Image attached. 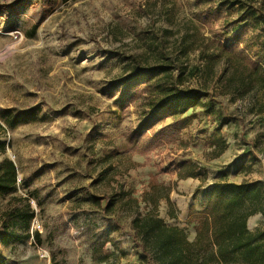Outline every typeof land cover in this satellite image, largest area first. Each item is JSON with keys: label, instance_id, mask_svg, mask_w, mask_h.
<instances>
[{"label": "rangeland", "instance_id": "1", "mask_svg": "<svg viewBox=\"0 0 264 264\" xmlns=\"http://www.w3.org/2000/svg\"><path fill=\"white\" fill-rule=\"evenodd\" d=\"M220 2L0 0V164L10 159L17 169L16 192L0 194V237L12 196L27 197L35 212L29 238L0 241V262L93 264L104 245L115 254L109 263L142 264L126 193L141 198L152 184L169 186L157 213L194 240L190 207L202 211L216 181L264 184V118L214 84L203 98L208 105L190 109L186 115L196 117L175 138L153 148L150 141L172 118L141 130L149 114L139 67L156 46L173 47L188 20L206 35L236 36L230 42L254 60L264 54V12L240 22L241 6ZM202 14L207 21L197 19ZM189 58L200 63L196 53ZM190 80L188 89H197L198 79ZM213 144L226 149L215 157ZM185 160L193 162L190 176L179 178ZM103 196L113 199L109 213L94 201ZM139 206L142 215L153 208ZM248 226L264 232V214Z\"/></svg>", "mask_w": 264, "mask_h": 264}, {"label": "trees", "instance_id": "2", "mask_svg": "<svg viewBox=\"0 0 264 264\" xmlns=\"http://www.w3.org/2000/svg\"><path fill=\"white\" fill-rule=\"evenodd\" d=\"M220 1L222 7L241 6L240 22L257 21L256 11L264 12V0ZM196 17L199 21H207L210 16ZM165 33V36L173 34L167 29ZM232 37L236 36L225 40V34L218 31L206 35L195 20H188L186 32L175 39L173 47L156 46L157 52L154 51L153 56L144 61V66L139 67L137 73L146 79L144 100L149 114L141 130L154 129L167 118L173 119L172 123L154 132L150 138L152 148L175 138L192 124L196 114L193 112L188 116L186 113L208 105L203 98L210 95L212 84L234 99L247 100L249 108L264 118V54L254 60L246 50L230 42L236 40ZM192 52L197 54L199 64L190 62ZM193 77L198 79L199 87L188 89L187 80L190 82ZM213 145L215 157L226 149L225 144L220 148ZM2 147L4 149V144ZM192 165L191 160L179 164L178 177L190 176L187 171ZM16 186L15 164L5 159L0 164V194L15 193ZM169 194L170 187L164 184H152L151 190H144L141 198L126 193L128 196L123 205L134 216L131 235L141 249L142 264H264V232L252 231L248 226L250 217L264 214V184L261 181H216L202 211L193 205L190 207V222L196 223L194 240L188 238L183 228L166 223L157 213L159 200L168 199ZM103 199L106 200L104 206ZM94 201L103 212H110L113 199L103 196ZM142 201L146 207L153 206L145 215L139 209ZM10 205L12 208L1 216L0 241L3 244L29 238L30 224L35 217L27 197L12 196ZM16 228L22 229L24 234H16ZM33 236L41 243L38 232ZM114 255L113 251L100 245L92 255L93 264H111L109 259Z\"/></svg>", "mask_w": 264, "mask_h": 264}, {"label": "built area", "instance_id": "3", "mask_svg": "<svg viewBox=\"0 0 264 264\" xmlns=\"http://www.w3.org/2000/svg\"><path fill=\"white\" fill-rule=\"evenodd\" d=\"M41 255H42L44 258L48 257V254H47V252H46V251H44V250H42V251H41Z\"/></svg>", "mask_w": 264, "mask_h": 264}, {"label": "bare ground", "instance_id": "4", "mask_svg": "<svg viewBox=\"0 0 264 264\" xmlns=\"http://www.w3.org/2000/svg\"><path fill=\"white\" fill-rule=\"evenodd\" d=\"M11 34H14V32H13V33H11ZM1 56H2V55H1ZM1 56H0V57H1Z\"/></svg>", "mask_w": 264, "mask_h": 264}]
</instances>
